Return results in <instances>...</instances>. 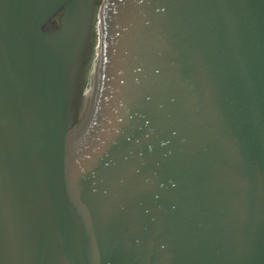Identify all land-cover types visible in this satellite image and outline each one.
I'll return each mask as SVG.
<instances>
[{"label":"water","instance_id":"water-1","mask_svg":"<svg viewBox=\"0 0 264 264\" xmlns=\"http://www.w3.org/2000/svg\"><path fill=\"white\" fill-rule=\"evenodd\" d=\"M0 264H264V0H0Z\"/></svg>","mask_w":264,"mask_h":264},{"label":"trees","instance_id":"trees-1","mask_svg":"<svg viewBox=\"0 0 264 264\" xmlns=\"http://www.w3.org/2000/svg\"><path fill=\"white\" fill-rule=\"evenodd\" d=\"M101 2V0H98V3H100Z\"/></svg>","mask_w":264,"mask_h":264}]
</instances>
